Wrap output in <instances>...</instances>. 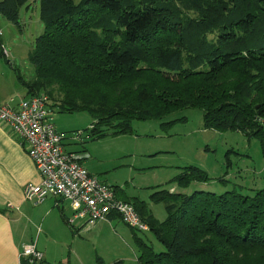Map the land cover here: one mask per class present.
I'll return each mask as SVG.
<instances>
[{
	"label": "trees",
	"instance_id": "obj_1",
	"mask_svg": "<svg viewBox=\"0 0 264 264\" xmlns=\"http://www.w3.org/2000/svg\"><path fill=\"white\" fill-rule=\"evenodd\" d=\"M27 1L0 0V14L18 24ZM39 18L34 77L17 78L27 95L47 94L50 111L88 113L93 139L192 107L205 129L240 131L264 154V0H39ZM208 180L186 166L173 182ZM149 200L163 203V220L146 201H126L164 249L133 233L137 264H264V188L160 189Z\"/></svg>",
	"mask_w": 264,
	"mask_h": 264
},
{
	"label": "rangeland",
	"instance_id": "obj_2",
	"mask_svg": "<svg viewBox=\"0 0 264 264\" xmlns=\"http://www.w3.org/2000/svg\"><path fill=\"white\" fill-rule=\"evenodd\" d=\"M18 13V24L0 14V46L2 53H7L0 56V62L8 73L28 81L34 77L28 53L35 38L43 32L39 0H28ZM18 87L19 94L25 92L24 87ZM18 95L16 98L21 94ZM48 117L64 134L65 151L86 148L90 157L87 168L109 185H116L118 199L127 202L139 197L148 203V209L159 220L165 218L163 203L149 200L156 190L186 194L204 190L219 194L234 189L252 195L256 189L264 188V154L259 140L248 139L240 131L205 129L202 111L197 108L178 109L162 119L133 120L130 133L114 136L108 133L95 139L90 135L93 121L86 112L67 113L53 109ZM171 120H174L172 124L161 125ZM101 129L110 131L105 126ZM186 166L203 169L209 180L178 186L173 179ZM114 224V227L106 225L101 229L94 227L81 237L76 235L79 238L73 243L69 238L64 243L42 242L49 254L37 264H137L140 250L133 233L154 251L164 249L148 230H134L120 220ZM29 228L25 243L34 244L37 228Z\"/></svg>",
	"mask_w": 264,
	"mask_h": 264
},
{
	"label": "built area",
	"instance_id": "obj_3",
	"mask_svg": "<svg viewBox=\"0 0 264 264\" xmlns=\"http://www.w3.org/2000/svg\"><path fill=\"white\" fill-rule=\"evenodd\" d=\"M3 54L6 56V51ZM48 100L47 94L41 92L21 98L14 106L0 104V120L19 138L41 177L39 183L23 186L24 198L34 204L48 196L66 201L70 214L65 221L73 230L76 222L91 227L114 214L126 226L147 231V224L132 204L118 199L113 186L90 174L80 163L87 154L63 149L64 134L49 120ZM20 257L37 264L43 254L29 243L22 246Z\"/></svg>",
	"mask_w": 264,
	"mask_h": 264
},
{
	"label": "crops",
	"instance_id": "obj_4",
	"mask_svg": "<svg viewBox=\"0 0 264 264\" xmlns=\"http://www.w3.org/2000/svg\"><path fill=\"white\" fill-rule=\"evenodd\" d=\"M2 54L0 46V56ZM17 77L13 73H8L0 62V104L14 106L21 98L27 96L26 90L21 92V95L19 94L18 85L21 84ZM18 94L20 97L16 98ZM67 152L87 154V157L82 158L80 163L90 174L98 177L97 173H93L87 168V161L90 160V157L86 148ZM101 180L106 182V180ZM40 181L41 177L24 145L10 127L0 120V264H20L21 248L26 244L25 239L30 231V226L37 228L38 235L36 234L37 240L34 244L43 253L45 259L48 253L45 244L48 241L49 243L52 241L64 243L69 238L73 243L81 237V234H87L94 227L100 229L106 225L114 227L115 221L120 220L116 215L111 214L108 216V220L99 221L91 226L92 228L81 226L80 222H76L75 232H72L65 221V218L70 214V209L68 205L64 206V200L48 196L41 203L34 204L24 198L23 186L27 183L37 184ZM42 238L44 241L41 240Z\"/></svg>",
	"mask_w": 264,
	"mask_h": 264
}]
</instances>
